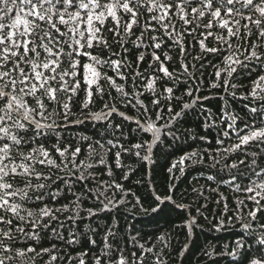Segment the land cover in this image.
Masks as SVG:
<instances>
[{"label": "snow or ice", "instance_id": "6c2138e0", "mask_svg": "<svg viewBox=\"0 0 264 264\" xmlns=\"http://www.w3.org/2000/svg\"><path fill=\"white\" fill-rule=\"evenodd\" d=\"M188 140L153 202L181 209L190 238L207 204L193 215L173 190L197 169L216 185L212 230H242L203 256L264 264V0H0V264H169L170 231L121 228L120 179ZM206 187L197 178L195 200Z\"/></svg>", "mask_w": 264, "mask_h": 264}, {"label": "trees", "instance_id": "16d2710c", "mask_svg": "<svg viewBox=\"0 0 264 264\" xmlns=\"http://www.w3.org/2000/svg\"><path fill=\"white\" fill-rule=\"evenodd\" d=\"M181 91H183V88ZM177 95H179V93H177ZM145 102L147 103V101ZM205 103L206 106L212 108L213 112H216L215 105L218 103L217 99H214L211 102V105H209L208 102ZM241 106V102H234V107L237 110ZM124 110L125 109L121 107V111ZM129 111L131 114V110ZM189 119L192 122L184 125L183 127L196 128V124L199 122L198 119L196 117H190ZM116 122H119L118 117L116 118ZM124 131H128L127 122H125ZM200 131H203V129H200ZM84 134L99 136L103 134V129L89 125ZM213 135H215V133H213ZM116 136H119V131H117ZM108 138L112 137L109 136ZM209 139L211 140L212 136H209ZM191 143V140H188L187 142H177L173 148H164V150L159 153L158 163L155 166L151 168H138L137 171L130 174L129 179H120V182L123 183L126 189L130 190L131 193L128 196V200L130 201L128 204V210L122 209L117 214L121 228H127L129 225H131L139 233V235L143 237V239L149 240L162 232L170 231L173 235V252L171 253L170 257H166L169 260V264H179L177 252L184 243H188L190 247L188 252L183 257V264H211V262L207 261V259L203 256V249L205 247L215 244L217 246V251H220L225 243H231L235 239H238L242 234L239 224L227 231L216 232L212 230L211 224L214 222L213 217L220 209L215 203V200L218 198L216 193L210 192L208 188H214L216 185L214 183L207 182L197 169L188 170L181 180L175 182L176 186L173 190L177 202L192 204L193 215H196L194 211L196 207L201 204H207V210H203L204 216H206L207 219H204V217H199L200 227L195 229L193 235L190 238L186 237V230L181 231L176 228V225L182 223V220L177 215V213L182 212V210H173L171 205L165 206L161 204L158 206L150 197L149 193L153 188L156 189L157 192L163 193L165 192L167 185L173 183V181L167 178L165 167L170 163L171 160L178 159V157L183 154L180 149L190 150L189 145ZM123 159L126 164L132 165L133 167H138L134 158L129 159L125 155ZM120 171L121 170L119 168L115 169L118 179L120 177ZM207 174L209 173L207 170H205L204 175ZM197 178H199V184L207 185L205 188V196L208 197L207 201H205L203 198L195 200L194 194L191 191ZM137 181H141V183H137ZM219 191L225 196L229 197L230 206L234 205L233 196L236 195L235 193L223 185L220 187ZM137 196L142 199L143 208L131 209V203L134 202L135 197ZM194 200L195 202H193ZM249 206H251V202H249ZM152 208H157L158 210L153 212ZM145 209H147V211H145ZM133 234L136 233L134 232ZM218 259H220V264H230V261L232 260L231 257Z\"/></svg>", "mask_w": 264, "mask_h": 264}]
</instances>
